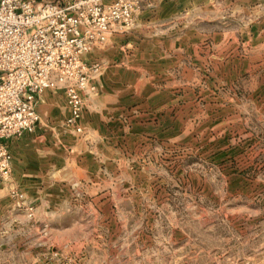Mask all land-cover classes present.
Here are the masks:
<instances>
[{"label": "rangeland", "instance_id": "obj_1", "mask_svg": "<svg viewBox=\"0 0 264 264\" xmlns=\"http://www.w3.org/2000/svg\"><path fill=\"white\" fill-rule=\"evenodd\" d=\"M103 2L4 144L0 264H264V0Z\"/></svg>", "mask_w": 264, "mask_h": 264}, {"label": "built area", "instance_id": "obj_2", "mask_svg": "<svg viewBox=\"0 0 264 264\" xmlns=\"http://www.w3.org/2000/svg\"><path fill=\"white\" fill-rule=\"evenodd\" d=\"M116 7L103 0H0V176L10 168L5 142L35 130L46 90L71 88L75 66L105 40Z\"/></svg>", "mask_w": 264, "mask_h": 264}]
</instances>
